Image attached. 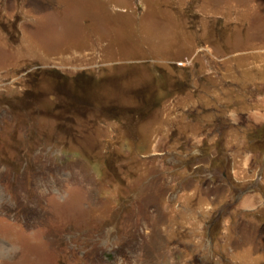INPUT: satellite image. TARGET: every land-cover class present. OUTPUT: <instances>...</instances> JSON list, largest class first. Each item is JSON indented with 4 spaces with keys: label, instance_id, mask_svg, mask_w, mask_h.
<instances>
[{
    "label": "rangeland",
    "instance_id": "rangeland-1",
    "mask_svg": "<svg viewBox=\"0 0 264 264\" xmlns=\"http://www.w3.org/2000/svg\"><path fill=\"white\" fill-rule=\"evenodd\" d=\"M0 264H264V0H0Z\"/></svg>",
    "mask_w": 264,
    "mask_h": 264
},
{
    "label": "bare ground",
    "instance_id": "bare-ground-1",
    "mask_svg": "<svg viewBox=\"0 0 264 264\" xmlns=\"http://www.w3.org/2000/svg\"><path fill=\"white\" fill-rule=\"evenodd\" d=\"M243 199H244V198H243ZM243 199H242V200H243Z\"/></svg>",
    "mask_w": 264,
    "mask_h": 264
}]
</instances>
